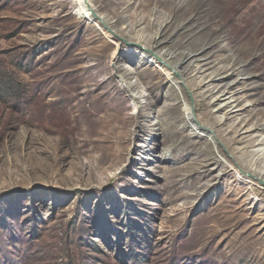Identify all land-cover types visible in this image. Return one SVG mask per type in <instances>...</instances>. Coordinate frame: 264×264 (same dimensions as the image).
Listing matches in <instances>:
<instances>
[{"label":"rangeland","instance_id":"374dc122","mask_svg":"<svg viewBox=\"0 0 264 264\" xmlns=\"http://www.w3.org/2000/svg\"><path fill=\"white\" fill-rule=\"evenodd\" d=\"M260 143L264 0H0V264H264Z\"/></svg>","mask_w":264,"mask_h":264},{"label":"bare ground","instance_id":"6f19581e","mask_svg":"<svg viewBox=\"0 0 264 264\" xmlns=\"http://www.w3.org/2000/svg\"><path fill=\"white\" fill-rule=\"evenodd\" d=\"M86 6L88 7L87 9L89 10L91 16L94 17L92 19L97 20V19L100 18V17H98L96 15L94 10L92 9V7L88 3L86 4ZM86 6H83V5L79 4V5H77L74 8V9H76L75 13L78 15V17H82L83 15L86 14V10H84V7H86ZM156 40H158V39H156ZM148 48H149L148 52L152 53L153 55H158L159 57H161V60L158 57H155V58L158 61H161L163 64H167V61L170 60V55H165V53H163L162 51H157L156 45L153 44L152 46H150ZM142 50H143V47H142ZM207 82H206V85H205L206 88L212 85L210 87V89L208 90V94L212 98L218 96L219 94H223L224 91L227 89V83H226V79L225 78L219 79V80H214L213 81L214 83L211 82L210 79ZM121 87H122V84H121ZM122 89L124 90V92L127 95V97L131 101L134 102V100H135V95H134L135 87L132 84L125 83ZM252 154H253V157H255V158L264 159V143L256 144V147L252 150ZM262 175H264V169L260 170V172H259V176H261L263 178Z\"/></svg>","mask_w":264,"mask_h":264},{"label":"water","instance_id":"95a60500","mask_svg":"<svg viewBox=\"0 0 264 264\" xmlns=\"http://www.w3.org/2000/svg\"><path fill=\"white\" fill-rule=\"evenodd\" d=\"M97 19V18H96ZM98 20V22H100V24H102L104 27H106L107 28V25L105 24V22L103 21V19L100 17L99 19H97ZM109 32H111L112 33V35L113 36H115V37H117V38H119L120 39V37H118V35H116L114 32H112V31H110V29H109ZM139 48H140V50H142V46L140 45L139 46ZM251 176V175H250ZM253 177V176H252ZM254 178V177H253ZM259 180V179H258ZM261 183L262 184H264V181H261Z\"/></svg>","mask_w":264,"mask_h":264}]
</instances>
